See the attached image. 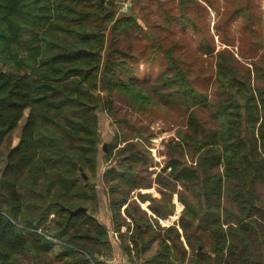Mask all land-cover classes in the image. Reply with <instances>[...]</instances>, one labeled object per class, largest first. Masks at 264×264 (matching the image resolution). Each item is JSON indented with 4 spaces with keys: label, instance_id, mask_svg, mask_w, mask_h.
<instances>
[{
    "label": "trees",
    "instance_id": "obj_1",
    "mask_svg": "<svg viewBox=\"0 0 264 264\" xmlns=\"http://www.w3.org/2000/svg\"><path fill=\"white\" fill-rule=\"evenodd\" d=\"M121 1L0 0V152L26 116L0 169V264H264V63L243 69L228 47L215 52L200 42V51L216 55L219 91L209 98L173 44L164 83L138 82L129 65L135 40L128 41L141 27L137 0L127 11ZM190 2H179L183 20L192 18ZM169 11L172 23L179 16ZM114 94L133 104L168 96L186 105L155 178L168 183V198L141 191L152 181L140 175L146 150L132 136L114 132L103 151ZM99 183L109 222L95 216ZM178 184L183 207L172 200ZM125 185L150 197L153 213ZM79 206L87 210L71 215Z\"/></svg>",
    "mask_w": 264,
    "mask_h": 264
},
{
    "label": "rangeland",
    "instance_id": "obj_2",
    "mask_svg": "<svg viewBox=\"0 0 264 264\" xmlns=\"http://www.w3.org/2000/svg\"><path fill=\"white\" fill-rule=\"evenodd\" d=\"M180 1L137 0L136 11L141 20V27L137 26L132 29L137 36L128 37L130 38L128 41L135 40V43L132 44L134 47L131 49L135 56L129 58V65L136 70L138 82H143L146 78L149 80L146 83L156 88L164 83L168 70L166 50L173 44H176L174 46L176 55L186 61L195 87L205 92L209 98H213L219 91L217 83H215V52L217 50L228 47L235 53L239 59L238 65L243 69L252 66L254 60H261L264 63V0H251L253 4L251 7L252 16L249 14L247 16L244 13L246 10L244 8L248 4L247 0H198L199 3L191 0L190 3H186L191 6V20L181 19ZM130 2L131 0H122L121 9L127 11ZM239 4L243 8L241 7L235 13L234 11L238 9ZM168 9L170 13L173 12L172 14L176 13L179 16L178 19H173L172 23H168ZM200 42H208L215 46V52L200 51ZM155 43L162 47L153 48L152 45ZM252 83L255 86L261 84L254 79H252ZM163 91H168V87L165 86ZM114 96L113 106L115 109L113 115L107 116L106 110H102L103 114L101 113L102 116H107V122H103V130H105L103 133L104 141L101 144L103 151L110 146L114 132L119 131L121 136L124 134L129 135V137L132 136L139 147L146 150L147 162L139 166V163L137 164L140 175L146 174L148 180L152 181L150 186L142 187L141 191L150 193L158 199L168 198V193L172 192L168 189V183H159L155 178L168 162V142L177 138L178 128L180 124H183L187 115L186 105L176 102L172 104L168 100V96H150L151 101L149 103L136 101V104L124 100L118 94H114ZM119 117L124 118V120L121 125H116L114 120ZM25 121L26 116L15 128L11 140L12 144L5 146L0 152V169L5 165L7 152L14 145L18 134H21ZM135 128L141 133H137ZM113 145L112 143L111 146ZM123 145L125 143L119 146ZM116 150L117 147H115L114 152ZM163 174L165 178H168V169ZM97 187L101 193V208L95 212V216L102 222H109L111 218L103 184L99 183ZM125 187L134 198L141 201L142 208L153 213L149 207L152 202L150 197L142 200L132 185H125ZM177 188L178 190L173 192L172 200L183 207L184 204L178 197L179 190L183 187L178 184ZM177 217V214L174 217L161 216L159 220L162 225H170L175 219H178ZM126 228L123 226V229ZM114 236L116 235L114 234ZM182 238H184L183 235ZM59 250L60 247L56 245L53 252ZM150 254L152 256L154 252L152 251ZM117 258L118 255H114L111 260Z\"/></svg>",
    "mask_w": 264,
    "mask_h": 264
},
{
    "label": "water",
    "instance_id": "obj_3",
    "mask_svg": "<svg viewBox=\"0 0 264 264\" xmlns=\"http://www.w3.org/2000/svg\"><path fill=\"white\" fill-rule=\"evenodd\" d=\"M81 210H87V207L79 206V207H77L76 209L71 210L70 213H71V215H73V214H75V213H77V212H79V211H81Z\"/></svg>",
    "mask_w": 264,
    "mask_h": 264
},
{
    "label": "crops",
    "instance_id": "obj_4",
    "mask_svg": "<svg viewBox=\"0 0 264 264\" xmlns=\"http://www.w3.org/2000/svg\"><path fill=\"white\" fill-rule=\"evenodd\" d=\"M26 115H27V112H26ZM19 137H20V135L18 134L17 139L14 141V145L17 144V142L19 141Z\"/></svg>",
    "mask_w": 264,
    "mask_h": 264
}]
</instances>
